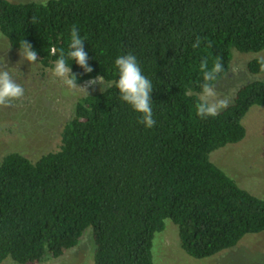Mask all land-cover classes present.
Masks as SVG:
<instances>
[{"label":"trees","instance_id":"16d2710c","mask_svg":"<svg viewBox=\"0 0 264 264\" xmlns=\"http://www.w3.org/2000/svg\"><path fill=\"white\" fill-rule=\"evenodd\" d=\"M74 25L93 69L68 61L78 86L102 76L108 87L79 100L58 151L36 162L19 153L0 162V264L59 259L89 228L94 264H155L154 239L166 221L196 260L263 234L264 200L211 155L245 140L244 119L264 108V82L241 87L215 117H199L196 104L202 60L209 67L222 61L215 86L233 51L264 52V0H0V33L15 50L29 43L44 68L68 51ZM128 53L153 84L152 128L138 122L141 114L116 87L114 61ZM248 71L264 74L258 59Z\"/></svg>","mask_w":264,"mask_h":264},{"label":"rangeland","instance_id":"374dc122","mask_svg":"<svg viewBox=\"0 0 264 264\" xmlns=\"http://www.w3.org/2000/svg\"><path fill=\"white\" fill-rule=\"evenodd\" d=\"M7 1L45 4L49 0ZM21 52L11 48L0 33V67H6L25 90L23 97L14 100L12 106L0 107V162L12 153L36 162L42 156L58 151L62 131L72 119L79 100L108 87L102 80V83L97 81L90 86L87 83L80 85L86 87L87 93L71 89L53 75L54 67L44 68L38 61L30 63L22 58ZM262 56L264 52L241 54L233 51L230 71L214 86L216 99L228 100L226 108L233 104L241 87L256 81L264 82V74L253 75L248 71L249 63ZM244 126L245 140L214 152L211 161L240 188L264 200V108L253 107L244 119ZM152 252L155 264H264V233L247 236L234 249L211 259L196 260L181 248L178 228L166 221L164 231L155 236ZM94 253L93 229L89 228L74 249L59 259H47L42 264H94ZM3 264L17 263L7 259Z\"/></svg>","mask_w":264,"mask_h":264},{"label":"clouds","instance_id":"9594fccd","mask_svg":"<svg viewBox=\"0 0 264 264\" xmlns=\"http://www.w3.org/2000/svg\"><path fill=\"white\" fill-rule=\"evenodd\" d=\"M34 19V18H33ZM24 43V50L21 52L23 59L30 63L38 60L37 53L31 49V45ZM84 40L81 38L76 26H72L70 32V43L68 51L59 50L58 58L55 61L53 75L60 78L69 88L87 93L86 87L78 86L76 77L71 73L69 60L75 61L86 73H91L92 68L88 65V55L84 50ZM200 38L197 37L193 44L194 48L199 47ZM209 46H211L209 44ZM52 53L56 54L57 49L53 48ZM261 71H264V56L258 59ZM114 64L118 72L116 87L122 101L128 103L134 111L141 114L138 121L147 128L155 125L153 118L151 93L153 84L143 73L137 62V58L131 54L118 56ZM200 71L203 74L202 94L200 102L196 104V113L201 118L215 117L228 106V100L216 99L214 84L221 73L225 72L222 61L217 58L211 67L204 59L200 63ZM99 81L102 83V76L89 80L87 84L93 85ZM24 87L18 84L11 76L6 67H0V107H10L14 100H19L24 95Z\"/></svg>","mask_w":264,"mask_h":264}]
</instances>
